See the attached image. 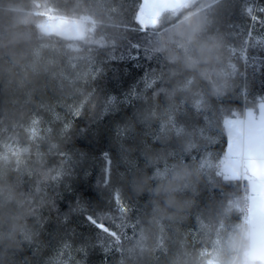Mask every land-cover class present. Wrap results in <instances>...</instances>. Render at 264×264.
Masks as SVG:
<instances>
[{
  "label": "trees",
  "instance_id": "1",
  "mask_svg": "<svg viewBox=\"0 0 264 264\" xmlns=\"http://www.w3.org/2000/svg\"><path fill=\"white\" fill-rule=\"evenodd\" d=\"M260 101L264 0H0V264L257 263L218 163Z\"/></svg>",
  "mask_w": 264,
  "mask_h": 264
},
{
  "label": "rangeland",
  "instance_id": "2",
  "mask_svg": "<svg viewBox=\"0 0 264 264\" xmlns=\"http://www.w3.org/2000/svg\"><path fill=\"white\" fill-rule=\"evenodd\" d=\"M45 29L70 38H77L83 34V27L66 25L56 21L49 24L48 28L45 27ZM218 172L229 177L243 176L250 183L247 190L249 208L244 213L242 234L243 238H247L248 252L251 257L264 255V171L252 173L247 163L241 158L225 156L218 163ZM254 180L258 183L254 184ZM210 264H216V262Z\"/></svg>",
  "mask_w": 264,
  "mask_h": 264
},
{
  "label": "crops",
  "instance_id": "3",
  "mask_svg": "<svg viewBox=\"0 0 264 264\" xmlns=\"http://www.w3.org/2000/svg\"><path fill=\"white\" fill-rule=\"evenodd\" d=\"M243 114L245 120L234 116L225 121L227 134L225 156L241 158L252 173H258L264 171V101L258 102L255 108H245ZM243 179L248 190L250 183ZM254 182L258 183L256 180ZM247 256L258 261L254 264H264V255L251 257L248 252Z\"/></svg>",
  "mask_w": 264,
  "mask_h": 264
},
{
  "label": "water",
  "instance_id": "4",
  "mask_svg": "<svg viewBox=\"0 0 264 264\" xmlns=\"http://www.w3.org/2000/svg\"><path fill=\"white\" fill-rule=\"evenodd\" d=\"M186 0H140V8L147 17H159L162 13L172 11Z\"/></svg>",
  "mask_w": 264,
  "mask_h": 264
},
{
  "label": "built area",
  "instance_id": "5",
  "mask_svg": "<svg viewBox=\"0 0 264 264\" xmlns=\"http://www.w3.org/2000/svg\"><path fill=\"white\" fill-rule=\"evenodd\" d=\"M244 109L245 107L243 106L240 110H235L234 111V116L240 118L241 120H245L244 117ZM239 183H240V189H241V195L240 198L236 201H229L227 203V205H229L230 207L235 208L236 210H238L242 216H244V213L248 210L249 208V204L246 200V194L243 192V176H239Z\"/></svg>",
  "mask_w": 264,
  "mask_h": 264
}]
</instances>
